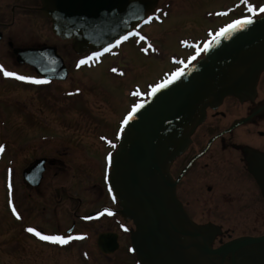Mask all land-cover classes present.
<instances>
[{
	"label": "flooded vegetation",
	"instance_id": "flooded-vegetation-1",
	"mask_svg": "<svg viewBox=\"0 0 264 264\" xmlns=\"http://www.w3.org/2000/svg\"><path fill=\"white\" fill-rule=\"evenodd\" d=\"M173 2L175 0H158L149 21L140 26L132 38L106 54L94 56L78 54L71 41L53 32L51 20L41 11L40 0H0V65L18 75L46 81L20 80L5 76L0 69V146L3 147L0 152L3 183L0 203L5 198V216L0 226V264H73L67 263L69 260H74L75 264H102L98 257L85 251V245L91 249L92 241L88 242L89 230L82 228L105 221L110 223V228L100 232L95 241L102 259L107 264L109 261L142 264L133 250L132 235L136 226L123 216L111 186L113 160L124 134L125 121L134 107L129 105L127 114L118 121H111L110 115L116 114V109L106 110L103 99L94 98L95 104L107 111L95 120L94 131L101 150L97 147L92 153L90 146L80 144L77 138L73 140H77L74 154L71 147L60 145L63 143L61 136L52 135L49 105L52 109L60 105L54 120L65 125L71 108L83 104L85 99V83L78 78L79 74L98 69L108 57L116 59V64L108 67L107 74L120 79L125 75L124 71L117 74V61L126 60V46H133L143 57L155 52L153 38L146 30L163 22ZM235 2L240 3V0ZM233 10L237 17L238 5ZM245 17L261 18L264 12L252 11L235 21ZM221 29L216 36H209L192 52L186 53L185 61H173V71L162 76L158 85L201 60L206 47L219 36ZM87 57L92 59L79 63ZM17 91L33 94L35 97L30 102L44 104L49 114L39 116L31 103L17 97ZM123 91L127 103L133 101L137 105L147 100L152 88L142 91L134 85ZM59 117H64L66 122L62 124ZM100 118H104L102 126L107 131L97 130ZM78 121L82 123L83 119L79 117ZM9 124L17 125L11 133L7 129ZM42 150L44 153L40 154ZM22 155L25 156L21 160ZM51 173L50 207L43 205L41 200V209L33 212L35 217L43 214L56 222L53 228H47L29 212L25 214L20 197L40 199L43 187L51 180ZM169 173L177 200L192 224L219 232L211 242L212 249L217 250L237 239L264 236V72L249 96H228L216 107H208L205 120L191 135L186 150L170 165ZM68 205L71 209L64 213L63 207ZM9 226L16 232L11 238L7 233ZM29 227L46 235H64L72 239L66 244L44 241L28 232ZM107 234L115 239L106 242L108 246H116L112 253L103 252L99 246L100 237ZM26 242L44 250L41 252L45 256H36L33 249L25 246ZM71 251H75V257L55 256V253ZM117 254L118 259L115 258Z\"/></svg>",
	"mask_w": 264,
	"mask_h": 264
},
{
	"label": "water",
	"instance_id": "water-1",
	"mask_svg": "<svg viewBox=\"0 0 264 264\" xmlns=\"http://www.w3.org/2000/svg\"><path fill=\"white\" fill-rule=\"evenodd\" d=\"M53 32L78 54L101 53L133 34L158 0H40ZM264 72V17L221 34L204 58L153 90L127 120L113 160L111 186L122 214L136 226L133 250L142 264H264V236L214 250L219 232L196 227L177 200L169 167L203 123L208 107L244 98ZM100 249L112 253L110 234Z\"/></svg>",
	"mask_w": 264,
	"mask_h": 264
},
{
	"label": "rangeland",
	"instance_id": "rangeland-1",
	"mask_svg": "<svg viewBox=\"0 0 264 264\" xmlns=\"http://www.w3.org/2000/svg\"><path fill=\"white\" fill-rule=\"evenodd\" d=\"M171 2V1H170ZM238 5L237 17L248 15L252 11L249 9V5H252L256 11L264 7V0H240V3L235 2V0H175L173 2L172 8L169 10V14L163 20L160 25H154L150 29H147V33H150V38H153L155 52L149 54L146 57L140 56L139 50H135L133 46H126L124 48L125 54L123 61L121 58L117 61L119 69L117 74L122 73L124 77L117 79V77L110 76L107 74L108 67L116 64V59L112 60L106 57L102 66L96 70L84 71L83 74H79L78 78L84 80V102L83 104L71 108V112L68 114L67 124L61 125L54 120L56 114L60 112L56 106V109L50 107V130L52 135L57 134L63 138V143L61 146H69L72 148L73 153L74 146L77 140L73 142L74 139L79 138V142L88 144L91 148V152L97 151V147L101 150L97 137L95 135V120L99 115L104 114V108L95 104L94 98H101L105 104L106 110L108 108L116 109V114H111V121H118L123 117V114H127L129 110V105L135 106L133 101L127 103L124 96L125 88L138 85L142 91L154 89L158 86L162 76L165 74H170L173 71L174 64L173 61H185L186 53L192 52L195 47L209 36L214 37L218 34V31L224 26L232 24L236 19L235 11H231L232 8ZM137 52V53H136ZM114 74V75H117ZM14 96V95H12ZM17 97L28 103H31V98L35 97L31 93L17 91ZM93 98V99H92ZM126 101V102H125ZM33 108L36 110L39 116L48 115L49 111L46 109L44 104L37 102L31 103ZM31 104H29L31 106ZM43 109V111H41ZM104 110V111H103ZM79 117L83 119L82 123H79ZM61 123H65L66 119L64 117H59ZM104 118L99 119V125H97L98 131H107V128L102 126V121ZM22 124V123H20ZM25 124H23L24 126ZM22 126V128H23ZM17 125L9 124L7 129L11 133L12 128H16ZM28 131V128H25ZM12 139H14L11 136ZM44 150L40 154H43ZM25 155L21 156V160ZM52 175L50 174L51 180L45 184L43 191L41 193L40 199H29L25 195H21L20 203L25 214L29 212L30 216H33V212L37 213L41 209V200H43V205L50 207L48 202L49 196L53 194L52 185ZM90 176H93L90 174ZM0 187L3 186L2 179L0 178ZM2 189V188H1ZM0 189V191H1ZM22 193V190H21ZM5 198L3 197L0 203V226L3 223L4 208L3 204ZM33 207H36L35 209ZM3 208V209H2ZM71 208L68 206L63 207L64 213L69 212ZM39 215V214H38ZM40 217H35L38 221H41L47 228H53L56 222L52 218H49L43 214ZM71 218H69V222ZM110 228V223L107 221L92 224L87 227L82 228L83 230H89L90 240L88 249L85 245V251L90 253V256L99 258L102 264H107L106 260L102 259V256L96 248L95 241L97 240L98 234L103 231H107ZM2 229L0 228V231ZM9 238L14 237L16 232L15 229L9 226L7 231ZM26 247L34 250L36 256H45L44 250L38 247L25 243ZM44 251V252H41ZM54 252V251H52ZM55 256L61 258L75 257V251L71 252H60L55 253ZM116 259L120 258L119 254L115 256ZM74 263V260H69L67 263ZM116 261H109V264H114ZM10 264V262H9Z\"/></svg>",
	"mask_w": 264,
	"mask_h": 264
},
{
	"label": "snow or ice",
	"instance_id": "snow-or-ice-1",
	"mask_svg": "<svg viewBox=\"0 0 264 264\" xmlns=\"http://www.w3.org/2000/svg\"><path fill=\"white\" fill-rule=\"evenodd\" d=\"M248 7H249V9L251 11H256V9L252 5H249ZM259 10L261 12H264V7L260 8ZM244 23H251V17H245L244 20L234 21L232 24H229L226 29H221V34H224L226 31H228V30H230V29H232L234 27L242 26ZM136 35H139V33H137ZM124 39H127V37L125 36ZM93 55L95 56V55H99V54L98 53H94ZM91 59H92V57H87L85 59H82L79 63L80 64H84V63H87ZM0 69H2L4 71V75L5 76L17 77L20 80H30V81H33L35 83L46 82V81L36 80L33 77L18 75L15 72H10V71L4 69L3 65H0ZM113 71H116V69H113ZM161 86H163V85H161ZM142 106H143L142 104L135 105L134 108H133V111H135L136 109H138V108H140ZM130 118H131V113L129 114V119ZM125 123H127V121H125ZM2 151H3V147L0 146V152H2ZM15 211H16L15 207L13 206V212H15ZM17 216H19V213H17ZM27 231L31 232V233H34L37 237H39L40 239H42L44 241H50V242H53V243L66 244V243H68V241L70 239H72V237H67V236H64V235H46V234L42 233L41 231H38L36 228H32V227H29L27 229Z\"/></svg>",
	"mask_w": 264,
	"mask_h": 264
}]
</instances>
